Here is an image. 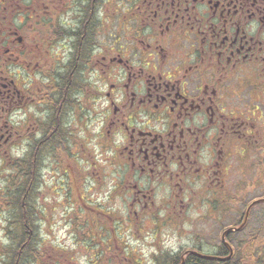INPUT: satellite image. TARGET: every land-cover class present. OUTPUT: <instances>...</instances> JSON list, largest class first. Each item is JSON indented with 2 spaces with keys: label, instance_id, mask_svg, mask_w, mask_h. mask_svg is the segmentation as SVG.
<instances>
[{
  "label": "flooded vegetation",
  "instance_id": "flooded-vegetation-1",
  "mask_svg": "<svg viewBox=\"0 0 264 264\" xmlns=\"http://www.w3.org/2000/svg\"><path fill=\"white\" fill-rule=\"evenodd\" d=\"M88 109L107 200L156 239L115 245L103 214L111 244L90 264L146 249L151 264H264V215L247 213L264 200V0H0V214L38 196L45 157L66 170Z\"/></svg>",
  "mask_w": 264,
  "mask_h": 264
},
{
  "label": "rangeland",
  "instance_id": "rangeland-1",
  "mask_svg": "<svg viewBox=\"0 0 264 264\" xmlns=\"http://www.w3.org/2000/svg\"><path fill=\"white\" fill-rule=\"evenodd\" d=\"M97 113L100 119V107ZM96 117L91 109L83 114L81 131L77 132L79 144L76 150L79 153H76L77 158L73 157L76 150H73L72 156L67 155L66 170L58 163V157L55 159L47 156L43 160L38 196L28 206V209L34 208L31 221L36 231L34 240L41 242L38 246L41 255L38 258L34 256L35 253L20 256L15 261L17 249L5 237L23 228L18 227L22 225V217L18 216L21 211L19 201L14 217L0 214V264H90L91 259L101 258L106 253L107 244H111V222L103 216L109 215V212L114 215L112 226L115 230V245L153 246L156 242L155 236L150 235L153 224H147L141 234L134 237L130 228L132 223L128 220L122 199L116 198L111 203L107 200L109 190H106V167L110 164L106 163L105 157H111V153L104 154L106 150L98 144L102 123L93 121ZM94 168L95 175L91 173ZM98 177L102 178L99 186L95 185ZM1 186L4 191L3 183ZM251 197L253 199V195ZM256 207L253 214L262 217L264 203ZM161 229L164 230L163 227ZM182 229L187 233L191 226L183 225ZM198 229L205 228L201 225ZM22 235L23 232L16 235L18 242L24 241ZM179 242L185 243L187 239ZM150 254V249L143 253L145 264H151L148 260Z\"/></svg>",
  "mask_w": 264,
  "mask_h": 264
},
{
  "label": "trees",
  "instance_id": "trees-1",
  "mask_svg": "<svg viewBox=\"0 0 264 264\" xmlns=\"http://www.w3.org/2000/svg\"><path fill=\"white\" fill-rule=\"evenodd\" d=\"M19 204V203H18ZM19 209H21V211L19 212L18 216L22 217L20 218L21 219V227L18 226L21 230L19 231H16V234L15 235V239L17 240L16 238V235L18 233H21L23 232V235H22V238L24 241L23 242H18L17 240V244H14L13 247H15L17 250H16V257H14L15 261H17L19 259L20 256L24 257V256H28L29 254H34V256H36L38 258L39 254H40V250L38 249L37 245L33 242H35L34 240V237L29 234L28 232L30 230H35L34 228V225L32 224V221H31V216L33 214V211H32V208H29L28 209V205L25 204V206H23L21 203L19 204ZM31 235V238H29ZM18 237V236H17ZM36 248H35V247ZM41 255V254H40Z\"/></svg>",
  "mask_w": 264,
  "mask_h": 264
},
{
  "label": "water",
  "instance_id": "water-1",
  "mask_svg": "<svg viewBox=\"0 0 264 264\" xmlns=\"http://www.w3.org/2000/svg\"><path fill=\"white\" fill-rule=\"evenodd\" d=\"M260 202H263V201H258V202L254 203V204H257V203H260Z\"/></svg>",
  "mask_w": 264,
  "mask_h": 264
}]
</instances>
